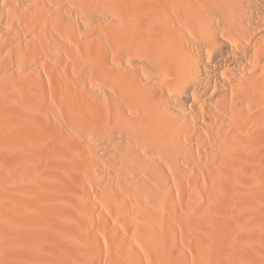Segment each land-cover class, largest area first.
Returning a JSON list of instances; mask_svg holds the SVG:
<instances>
[{"label":"bare ground","instance_id":"bare-ground-1","mask_svg":"<svg viewBox=\"0 0 264 264\" xmlns=\"http://www.w3.org/2000/svg\"><path fill=\"white\" fill-rule=\"evenodd\" d=\"M258 212L264 0H0V264H264Z\"/></svg>","mask_w":264,"mask_h":264},{"label":"rangeland","instance_id":"rangeland-1","mask_svg":"<svg viewBox=\"0 0 264 264\" xmlns=\"http://www.w3.org/2000/svg\"><path fill=\"white\" fill-rule=\"evenodd\" d=\"M100 6L102 7L103 5H100ZM73 118H74V120H73L72 124H74L76 126H80L83 123V121L85 120V114L81 111H77L73 115ZM34 120L36 121V123H38V125L39 124L41 125L42 122H41L40 118H35ZM69 131H70V133H69ZM71 131L72 130H68L67 131L68 134H64V138H62V139L60 138L57 140V138H53L51 140L52 144L55 142L54 145L56 147H54V148L57 149V151L55 150V152H53L54 156L56 155L55 156V164L57 167L61 168L64 164H66L65 162H68V156L69 155L74 156L73 153L78 150V144H80V142H78L76 140L77 139V137L75 136L76 133L72 131L73 133L71 134ZM73 138H75V139L73 140ZM70 176H71L70 179H72V180H75L77 178L76 173L72 174V172H71ZM76 186H78L77 182H76ZM86 187L89 188L90 186L88 184H86ZM91 188H94V187L91 186ZM258 213H259L258 216H260V215H261V217L264 216L263 213H261V212H258Z\"/></svg>","mask_w":264,"mask_h":264}]
</instances>
